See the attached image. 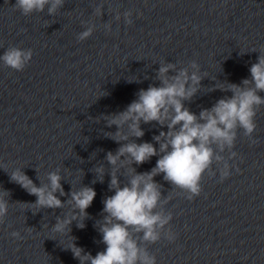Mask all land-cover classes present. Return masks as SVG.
I'll return each instance as SVG.
<instances>
[{
	"label": "water",
	"instance_id": "1",
	"mask_svg": "<svg viewBox=\"0 0 264 264\" xmlns=\"http://www.w3.org/2000/svg\"><path fill=\"white\" fill-rule=\"evenodd\" d=\"M14 3L0 0V54L11 45L31 48L33 56L23 71L0 63V191L11 193L0 225V264H79L66 249L70 237L50 231L55 217L70 206L32 209L39 211L33 214L19 202H34L36 197L12 182L10 173L23 168L39 185L47 182V172L60 168L66 193L71 187L92 186L96 196L85 227L73 221L69 235L93 256L104 250L94 224L101 219L103 198L113 193L107 174L103 183L92 184L94 166L103 163L108 171L104 157L119 145L104 135L116 126L109 128L103 115L122 111L139 89L158 85L161 61L181 67L195 60L201 74L207 73L200 92L185 102L191 111L198 114L230 96L210 89L250 77L251 64L259 52L264 54V0H65L52 16L47 8L24 16L13 10ZM98 6L102 15L95 14ZM128 10L131 24L123 17ZM116 13L121 14L119 21ZM86 22L94 23L95 30L78 41ZM255 120L256 142L238 130L230 175L221 180L218 170L214 176L205 173L202 191L194 199L178 194L162 174L154 178L163 184V195L172 194L165 209L173 213L170 226L176 234L173 241L162 237L148 245L156 264H264V105ZM141 127L145 135L138 143H154L153 135L162 130L155 122ZM157 159L133 166L148 171ZM120 179L126 182L127 176ZM15 230L23 240L10 237Z\"/></svg>",
	"mask_w": 264,
	"mask_h": 264
},
{
	"label": "clouds",
	"instance_id": "2",
	"mask_svg": "<svg viewBox=\"0 0 264 264\" xmlns=\"http://www.w3.org/2000/svg\"><path fill=\"white\" fill-rule=\"evenodd\" d=\"M64 4L65 0H15L12 7L24 16L44 12L47 8L48 15L52 16ZM95 14H103L101 6L95 9ZM131 16V10L123 13L127 24L132 23ZM120 18L121 14L116 13L115 19L119 21ZM86 23L88 26L77 35L78 41L86 40L95 30L94 23ZM105 29L110 31L111 24L106 23ZM32 56L31 48L10 45L0 54V63L15 71H23ZM249 71L250 77L243 78L239 84H214L210 91L218 88L231 92V95L219 98L211 107L201 108L197 114L185 102H191L200 92L203 87L201 81L207 73L201 74L200 65L195 60L181 67L174 62L161 61L155 76L158 85L153 83L147 89H139L136 98L122 111L103 115L109 128L116 126V131H107L104 135L117 142L119 147L115 151H107L104 157L108 171L103 163L94 166L96 175L92 184L97 181L103 183L107 174L110 176L108 189L113 193L103 198L101 219L94 224L102 234L100 242L106 245L96 255L77 246L74 243L76 238L69 235L73 221L78 228L85 227L84 220L89 217L87 209L96 196L92 186L71 187L66 193L61 184L63 176L60 168L47 172V182L39 185L22 171L23 168H17L10 173L11 181L36 197L34 202L19 203L28 205L26 209L31 211L70 206L64 215L55 217L50 231L70 237L71 243L66 249L72 251L79 264H156V256L149 251L148 245L162 237L173 241L176 234L170 226L173 213L165 209L173 198L172 194L163 195V184L154 178L162 174L163 180L173 190H179L178 194L192 200L202 191L201 182L205 173L214 176L218 170L221 180L230 175L233 165L229 161L237 156L233 149L238 130L242 129L244 136L252 143L256 142L252 134L257 127V111L264 105V95L260 94L264 93V54L259 52ZM133 81L139 82V79H128V82ZM106 94L103 92L102 95ZM153 122L162 129L158 135H153L154 143H138L137 139L145 135L141 125ZM165 126L166 131L163 130ZM153 156L158 159L150 170L138 172L133 166L148 162ZM214 163L217 169H213ZM236 170L239 171V168ZM122 175L127 176L126 182L120 179ZM10 195L9 190L0 191V225L5 223ZM61 196H68V199L62 201ZM31 229L28 227L29 231ZM9 235L16 240L24 239L18 230L11 231Z\"/></svg>",
	"mask_w": 264,
	"mask_h": 264
}]
</instances>
